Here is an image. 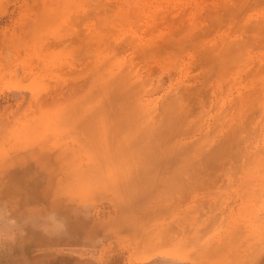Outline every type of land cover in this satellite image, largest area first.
<instances>
[{"label":"rangeland","instance_id":"374dc122","mask_svg":"<svg viewBox=\"0 0 264 264\" xmlns=\"http://www.w3.org/2000/svg\"><path fill=\"white\" fill-rule=\"evenodd\" d=\"M123 72L142 83L139 116L121 121L148 122L136 155L181 183L141 178L121 203L90 180L52 210L21 203L36 167L25 122L98 86L110 96ZM124 99L97 115H122ZM0 264H264V0H0Z\"/></svg>","mask_w":264,"mask_h":264},{"label":"bare ground","instance_id":"6f19581e","mask_svg":"<svg viewBox=\"0 0 264 264\" xmlns=\"http://www.w3.org/2000/svg\"><path fill=\"white\" fill-rule=\"evenodd\" d=\"M110 66V63L106 64V67ZM120 80V88L111 92L110 96L107 95L105 97L103 91L107 90L98 86L95 95L92 94L89 98L82 96L72 107L66 105L63 100L49 104L44 103V110L39 113V116L34 117L33 120H27V123L25 122L24 131L21 133L22 137L26 139V143L25 146L20 148V151L26 150L27 147L29 151H33L34 159L30 157L29 159L35 163L36 167L30 168V171L27 172L30 173L28 177L32 181H28L26 186L23 187L24 191L22 194L20 193L17 196L21 203L25 200H38V197L41 196L45 202L49 201L46 209V211H49L53 209L52 206L54 204H50L52 201H56L58 204L61 202L62 197L65 200V196L69 197L82 192L84 186L89 185L90 180L97 182V184H94L95 187L91 188L94 191L93 193L97 190H102L107 194L109 200L114 202H116V196L122 197L124 202L121 203H132L133 193L135 192L132 186L135 187L137 185L133 181L141 178H144L143 180L141 179L144 183L153 182L164 187L172 183H181L179 180L181 178H171L170 181H166L168 178L164 179L161 174H156V170L150 167L152 158L148 157V155H136L138 153V141L134 140L136 137H133V135L138 133L137 131L144 124H148V122L146 120H142V124L141 122L137 124L138 122L135 121L128 122V127L130 128H125V124L121 121L123 120L122 118H137L139 116L135 110L140 102L138 99L142 97V95H139L143 93V90L142 93L140 92L142 88L140 84L142 83L131 80L130 74L125 72L115 78L116 83ZM116 83H113V80H107L105 87L114 88ZM139 85L141 86L140 88ZM123 98H126L128 104L115 109L119 110L123 107L122 115L114 114L115 118H100L97 115V109L100 111V106L104 107L107 105L111 109L109 114H112L111 105H113V102H120ZM89 111L94 118H86V116H89L86 115V112ZM101 122H103L102 125ZM34 124L39 131H31V125ZM117 133H119V137ZM65 138L70 139L72 142L75 141L78 150L76 160L70 162L66 169L65 166H62L65 164V152H60V147L64 145L62 141H65ZM78 143L84 144L90 155L83 151ZM46 150H49V152ZM53 159L60 164V168L64 171L66 183L57 184L54 180L56 173H53L52 170L49 172L44 165L45 162ZM148 185L151 184L148 183ZM146 188L149 187L147 186ZM170 188L172 186L166 187L165 192L170 191ZM159 194L162 195L164 193L159 192ZM11 211L18 216L20 215L19 213L25 214L22 206L18 205L14 206ZM39 212L38 210L37 213L39 214Z\"/></svg>","mask_w":264,"mask_h":264}]
</instances>
